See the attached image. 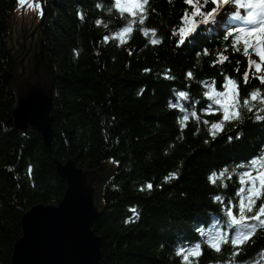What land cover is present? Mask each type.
<instances>
[{"label":"trees","instance_id":"16d2710c","mask_svg":"<svg viewBox=\"0 0 264 264\" xmlns=\"http://www.w3.org/2000/svg\"><path fill=\"white\" fill-rule=\"evenodd\" d=\"M16 2L0 0V264H11L22 214L62 200L65 184L54 161L67 159L93 171L108 160L115 163L102 186V213L92 226L101 240L98 264H184L177 252L196 244L201 255L189 256L187 264H264V213L253 219L264 195L253 196V205L250 185L240 183L241 173L252 168L248 162L264 155V120L256 119L264 116V61L253 59V38L245 56L243 40L234 46L235 34L225 39L221 29L231 27L225 21L213 29L200 25L177 47L179 29L187 27L182 17L192 18L193 6L185 0H149L134 17L118 11L114 0H42L39 35L53 83L47 147L39 132L18 134L12 123L16 95L7 41ZM203 4L196 0V6ZM128 6L122 0L121 7ZM213 7L209 0L202 10ZM129 25L121 43L117 37ZM222 57L227 59L221 62ZM226 77L238 86L239 103L229 109L230 117L239 112L237 119L224 120V107L215 102L224 97L205 96L213 81L217 92H224ZM181 91L188 99L179 97ZM208 105L211 114L203 111ZM241 162L247 166L239 167ZM258 172L264 169L252 171V177ZM255 190L261 191L258 180ZM229 207L237 221L256 225L236 246L232 237L240 225L232 223ZM217 232L227 233L220 251L208 243L209 234Z\"/></svg>","mask_w":264,"mask_h":264},{"label":"water","instance_id":"95a60500","mask_svg":"<svg viewBox=\"0 0 264 264\" xmlns=\"http://www.w3.org/2000/svg\"><path fill=\"white\" fill-rule=\"evenodd\" d=\"M36 4L42 0H17L10 21V73L16 95L12 123L18 134L27 129L39 132L49 147L53 83L41 50V8ZM54 166L65 184L63 198L56 206L38 204L22 214L11 264H98L101 240L92 226L102 213V186L115 163L108 160L97 171L78 168L71 159L64 164L54 161Z\"/></svg>","mask_w":264,"mask_h":264},{"label":"snow or ice","instance_id":"6c2138e0","mask_svg":"<svg viewBox=\"0 0 264 264\" xmlns=\"http://www.w3.org/2000/svg\"><path fill=\"white\" fill-rule=\"evenodd\" d=\"M25 0H19V3L23 4ZM211 4L214 5L211 11L205 12L202 9L207 6L209 3V0H204V4L200 6H196V0H185L186 4L193 6V12H192V18L189 19L188 14L186 13L184 17H182V24L186 25L187 27H181L179 29L180 34V40L177 44V47H180L182 44L188 42V38L191 37L194 33L197 32L198 27L200 25H203L205 29H213L217 25L222 24L221 17L227 18V24L231 27L222 28L221 30L225 31V39L228 38L229 35H234L233 39V45L235 46L241 40H243L245 44V50L244 55L247 56L248 53V47H249V38H253V43L251 44V47L253 51L261 57L262 60H264V0H210ZM115 6L118 11H120L122 14L123 12H128L129 15L135 16L136 11L143 13L145 11L144 6L149 3V0H126V3L129 5L128 7H121L122 0H114ZM229 6H234L236 11H231ZM36 7L41 8V17L43 16V10H42V4H36ZM243 10V11H240ZM79 15V14H78ZM199 16L200 20L196 21L195 17ZM146 19V16H141V24L144 23V20ZM97 25L100 24V21H96ZM131 29V25H129L126 28H123L120 32V35L117 37L120 39L121 43L124 42L122 39L124 33H128ZM174 35L176 32L174 31ZM153 35L155 36V32L153 31ZM259 36L260 40L259 42L255 41V37ZM108 38L105 37V40ZM153 43H157L158 41L153 40ZM205 54H207V49L204 50ZM199 55V53H197ZM227 57H222L221 62L223 60H226ZM250 65L255 63L254 61H249ZM257 70L259 71L261 69V65H256ZM149 71V70H145ZM188 76L191 77L192 74L188 73ZM165 79H174V77L165 76ZM245 80H247V72L245 73ZM261 82L264 83V77H261ZM209 87V92L205 93L206 98L209 100L215 99L216 97H227L228 102L225 103L224 101L220 99H215V102L222 107H224V120H228L230 118L237 119L239 118V112L235 111L234 114L230 117L229 115V109L232 108L234 105H237L239 103L238 97H239V91L238 86L236 85V82L232 80L229 77L225 78V82L221 86L225 91L224 92H217L215 87V81L212 82V84ZM143 91V90H142ZM179 97L182 99H188L189 94L187 92H179ZM257 97V93H252V99L255 100ZM193 107L199 104V101L192 102ZM245 105H247L248 101L247 99L244 101ZM261 103H264V99L261 100ZM171 106V101H170ZM184 109H182L183 111ZM249 111H252V108L250 107L248 109ZM204 112L211 114V105H208L203 109ZM192 115L195 116V111L192 112ZM184 119H187V116H184ZM257 120H264V116L257 115ZM207 123V121H205ZM222 123V122H221ZM183 128V126H182ZM220 128V125L213 124L212 129H218ZM222 130V129H221ZM239 135H242L239 134ZM239 135L237 136V139H239ZM231 137H229V141H231ZM252 166L249 171L243 172L240 175V183L241 185H244L245 183H248L250 187L248 188V199L250 200L251 204L254 205L255 200L252 199L253 196H255L256 199H259L260 195H264V172H258L255 177H252L251 173L252 171L256 170L257 168L264 169V155L255 157L251 161L248 162ZM247 165L244 162H241L239 167L244 168ZM29 171H31V168H29ZM224 172H227V169H224L223 172L220 173L221 176L224 175ZM216 174L213 173L212 176L209 177L210 181H214ZM245 177H248V180H245ZM260 182L261 185V191L257 192L255 190L256 181ZM148 188L151 189L152 185L149 184ZM244 188L242 187L240 189V192H243ZM239 194V193H238ZM215 200H220V197H215ZM252 208L248 207L247 211H251ZM244 211H245V200L242 197L240 200V215L241 220L244 219ZM261 213H264V205L261 206L260 212L257 213V217H254L253 219H257ZM228 216L231 218V221L233 224H239L240 226L236 229L235 235L232 237V244L233 246L238 245L241 243L244 239H247L256 229L255 224H248V223H241L240 221H237L235 217L232 214L231 207L228 209ZM127 222V221H126ZM262 224H264V221H261ZM227 241V233L223 235V237L220 236V234L217 233H210L208 236V243L209 246L215 249L216 251H220V244L222 242ZM177 255H183L184 256V264H187L188 257L189 256H195L198 257L201 255L200 252V245L196 244L195 247L186 249L180 252H177Z\"/></svg>","mask_w":264,"mask_h":264},{"label":"rangeland","instance_id":"374dc122","mask_svg":"<svg viewBox=\"0 0 264 264\" xmlns=\"http://www.w3.org/2000/svg\"><path fill=\"white\" fill-rule=\"evenodd\" d=\"M229 8H230L231 11H236L237 10V9H235L234 6H229ZM221 20H222V22H225V21H227V18L226 17H221ZM7 48L9 50V52H10V55H12V57H14L13 49L11 47V43H10L9 40L7 41ZM258 63H260V62H258ZM14 72L16 73L15 69H14ZM224 101H228V98L224 97Z\"/></svg>","mask_w":264,"mask_h":264}]
</instances>
